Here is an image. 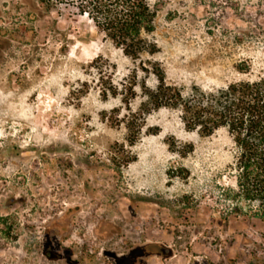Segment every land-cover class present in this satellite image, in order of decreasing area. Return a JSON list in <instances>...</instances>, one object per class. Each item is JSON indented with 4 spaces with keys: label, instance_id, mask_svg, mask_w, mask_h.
<instances>
[{
    "label": "rangeland",
    "instance_id": "374dc122",
    "mask_svg": "<svg viewBox=\"0 0 264 264\" xmlns=\"http://www.w3.org/2000/svg\"><path fill=\"white\" fill-rule=\"evenodd\" d=\"M148 2L133 57L87 0H0V264H264L228 129L149 101L264 75V0Z\"/></svg>",
    "mask_w": 264,
    "mask_h": 264
},
{
    "label": "trees",
    "instance_id": "16d2710c",
    "mask_svg": "<svg viewBox=\"0 0 264 264\" xmlns=\"http://www.w3.org/2000/svg\"><path fill=\"white\" fill-rule=\"evenodd\" d=\"M81 8L127 55L155 52L156 44L144 37L155 30L156 14L148 0H87ZM156 72L159 85L149 92L156 107H179L186 127L203 135L228 129L237 148L236 187L230 191L264 221V75L212 91L194 86L185 95L165 83L161 68Z\"/></svg>",
    "mask_w": 264,
    "mask_h": 264
},
{
    "label": "flooded vegetation",
    "instance_id": "af4514ba",
    "mask_svg": "<svg viewBox=\"0 0 264 264\" xmlns=\"http://www.w3.org/2000/svg\"><path fill=\"white\" fill-rule=\"evenodd\" d=\"M164 250V249H163Z\"/></svg>",
    "mask_w": 264,
    "mask_h": 264
}]
</instances>
